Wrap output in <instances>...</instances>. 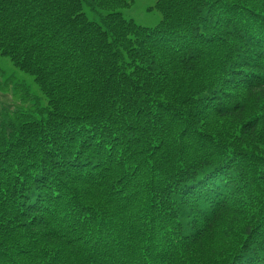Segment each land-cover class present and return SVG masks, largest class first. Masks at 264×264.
I'll use <instances>...</instances> for the list:
<instances>
[{"label":"trees","instance_id":"obj_1","mask_svg":"<svg viewBox=\"0 0 264 264\" xmlns=\"http://www.w3.org/2000/svg\"><path fill=\"white\" fill-rule=\"evenodd\" d=\"M133 2L0 0V264H264V0Z\"/></svg>","mask_w":264,"mask_h":264},{"label":"rangeland","instance_id":"obj_2","mask_svg":"<svg viewBox=\"0 0 264 264\" xmlns=\"http://www.w3.org/2000/svg\"><path fill=\"white\" fill-rule=\"evenodd\" d=\"M154 0H134L133 5L124 11L125 15L132 18L144 27H154L160 18V14L153 9ZM4 59V58H3ZM6 60V59H4ZM25 76L15 72L12 67L0 59V121L15 104L18 105V97L14 96L12 85L15 81L22 80ZM31 93L39 96L37 90L28 80ZM7 91L3 92L2 87Z\"/></svg>","mask_w":264,"mask_h":264}]
</instances>
